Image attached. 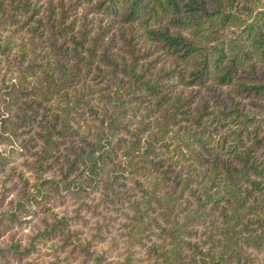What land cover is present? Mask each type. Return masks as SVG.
I'll use <instances>...</instances> for the list:
<instances>
[{
	"label": "trees",
	"instance_id": "obj_1",
	"mask_svg": "<svg viewBox=\"0 0 264 264\" xmlns=\"http://www.w3.org/2000/svg\"><path fill=\"white\" fill-rule=\"evenodd\" d=\"M0 146L14 255L264 264V0H0Z\"/></svg>",
	"mask_w": 264,
	"mask_h": 264
},
{
	"label": "rangeland",
	"instance_id": "obj_2",
	"mask_svg": "<svg viewBox=\"0 0 264 264\" xmlns=\"http://www.w3.org/2000/svg\"><path fill=\"white\" fill-rule=\"evenodd\" d=\"M13 158L15 160L14 163L24 173V175L32 179L31 171L25 166V164H23L24 159L21 156H14ZM1 184L2 183H0V215L1 212H4L9 207L8 201L14 197V192H10L6 197L2 198L3 201L1 203ZM5 186H9V184L7 185L6 183ZM30 206H32L31 208H34V206H36L33 200L31 201ZM63 208L64 206H58L53 207L52 209L60 213ZM35 210H37V208ZM37 223L38 218L34 214L29 212L28 214L21 216L20 221L18 223H15L12 228L1 232L0 248H6L4 250L6 256L2 258V260L0 257V264H51V262L54 261L52 250L49 247V244L38 245L36 250H32L27 255H14L13 250H8V246L12 241L19 242L20 244H26L29 240V237L32 235L33 229L35 225H37Z\"/></svg>",
	"mask_w": 264,
	"mask_h": 264
}]
</instances>
